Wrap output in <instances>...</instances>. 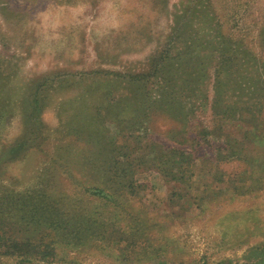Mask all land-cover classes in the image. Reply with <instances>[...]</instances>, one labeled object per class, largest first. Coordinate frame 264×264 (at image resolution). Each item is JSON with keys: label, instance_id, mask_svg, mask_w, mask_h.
Instances as JSON below:
<instances>
[{"label": "rangeland", "instance_id": "374dc122", "mask_svg": "<svg viewBox=\"0 0 264 264\" xmlns=\"http://www.w3.org/2000/svg\"><path fill=\"white\" fill-rule=\"evenodd\" d=\"M200 1L0 0V264H264V0Z\"/></svg>", "mask_w": 264, "mask_h": 264}, {"label": "trees", "instance_id": "16d2710c", "mask_svg": "<svg viewBox=\"0 0 264 264\" xmlns=\"http://www.w3.org/2000/svg\"><path fill=\"white\" fill-rule=\"evenodd\" d=\"M201 3H202V0L197 3V7H194L195 10L192 9L193 7L191 5L189 7L190 12H192V14H195L197 12L198 8H200L199 5ZM203 4H206L205 9L208 10L207 11L208 13L214 12L211 15L214 17V20H216L217 27L219 29H221V21L223 20V18L219 17L220 11L216 10V8H215L216 3H214L213 1H209V0H203ZM207 15H209V14H207ZM207 15H203V16L201 15V17H196L193 15V23L191 25L188 24V25L182 26L184 30L182 32L181 40L176 43V45H178L177 50H179V48L182 49V47L180 46L181 44L184 46L185 50L189 51V52H191V50L193 48L195 51H197L198 49H201L202 51L204 50V48H205L204 40L201 37L202 34H200V33L202 30H204L206 28V25H208L210 23L209 21H207ZM260 23H261L260 25L258 23V34H259V36H261V40L259 41V43L257 42V45H259V48H262L264 50V38L262 37L264 34V22H260ZM191 36H196V37L192 38ZM202 36H204V35H202ZM193 42L196 43L195 47H191V44ZM231 45L235 46L236 48L243 46L241 41H239V40H237L234 43L222 41V44L220 45L221 50H225V49L229 48ZM257 45L255 46L256 49H257ZM249 48H251V47H249ZM171 49H172V47H171ZM171 49H170V51H168V54H163V59H162V63H161L162 68L168 70L169 67H170V69H175V67L178 64L186 65V67H190V68H187V70H185L186 74H187V78L191 79L192 81H194L197 78V76L201 75V72H202L201 66L202 65H203V74L204 75L206 74V70L208 72V69L211 66V62H210V57L208 56V54L205 51H204V54L202 53L200 55V58H198V59L195 58V60L192 61V63L187 62V64H186L185 62H186V58L189 56V52L185 53V57H181V59H180L178 57V55H176V57L174 56L175 53H173ZM211 58H212V56H211ZM201 59H202V62H201ZM155 60H156V58L154 59V61ZM244 60H245V57H242V58L232 57L230 60H228L229 62H227V64L225 66L223 65L225 73H227V77L222 79V82H221L222 85L221 86L224 89L223 95L227 94L226 96H228V99L232 98L231 91H229V90H232L233 92H235L236 87H238L243 82L244 83L247 82V80H248L246 65H248L250 61H249V59L247 61H244ZM254 60L257 61L258 57ZM154 61H152V63H154ZM193 62H197L198 64H194ZM199 66H200V68H199ZM243 66H245V67H243ZM176 74H177V71H176ZM261 75H262V73H261ZM260 76H258L257 78H259ZM253 78L255 79V77H253ZM141 82L144 86L142 87V89L140 87L137 88L139 95L141 97H145L147 95H150V93L152 91H154V89H152L151 87H148V81L147 82L141 81ZM194 83H195V81H194ZM253 85H254V83H253ZM171 88L174 89L175 87L171 86ZM252 88H254V86L251 87L250 91L254 92V89H252ZM193 89H194L193 91L197 92V89H195V88H193ZM176 91H175V94H176ZM226 96L224 95V99ZM225 101H228V100H226V99L223 100V102H225ZM0 111H3V109H0Z\"/></svg>", "mask_w": 264, "mask_h": 264}]
</instances>
